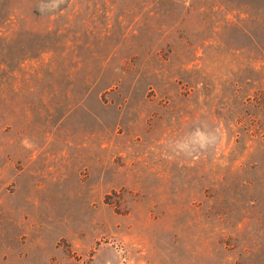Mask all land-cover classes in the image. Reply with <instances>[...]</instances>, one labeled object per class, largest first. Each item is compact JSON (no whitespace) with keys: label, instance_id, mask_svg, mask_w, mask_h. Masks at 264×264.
Segmentation results:
<instances>
[{"label":"rangeland","instance_id":"rangeland-1","mask_svg":"<svg viewBox=\"0 0 264 264\" xmlns=\"http://www.w3.org/2000/svg\"><path fill=\"white\" fill-rule=\"evenodd\" d=\"M232 1L226 14L206 13L208 38L189 71L174 60L185 54L157 59L190 31L167 18L149 34L124 2H85L79 27L47 38L49 51L34 49L46 40L38 32L16 39L33 56L14 71L29 93L0 101V264H264V222L242 218L238 202L210 204V183L229 180L230 162L260 159L252 140L234 141L230 129L245 124L229 106L245 70L242 3L260 4ZM122 62L129 74L113 93L83 94L85 67L117 77ZM190 76L185 96L176 78Z\"/></svg>","mask_w":264,"mask_h":264},{"label":"trees","instance_id":"trees-1","mask_svg":"<svg viewBox=\"0 0 264 264\" xmlns=\"http://www.w3.org/2000/svg\"><path fill=\"white\" fill-rule=\"evenodd\" d=\"M51 0H0V101L11 102L12 98L24 93H29V89L17 86L15 81L14 71L19 69L20 64L33 56V45H16L15 41L19 37H26L33 33H39L46 40L41 44L34 45L37 53L49 51L52 46L47 38L54 35H61L64 31H68L70 27L76 26V19L79 18L81 7L85 2L95 0H62L56 7L47 9L50 6H45ZM115 3H128L136 7L135 23L138 19H146L148 24L146 32L155 34L162 31L160 25L153 26V22L157 23L169 18L172 25L168 28H176L181 26L189 35L185 37L181 44V49H178V43L169 48L168 57L158 58L159 41L152 42L149 47L150 55L158 58L160 63H169V59L175 56L185 54L186 59H175L178 67L183 66L184 71H189L186 65L193 59H198L196 55L197 49L202 47L207 41L208 36L203 32L209 29L207 23L210 21L212 14L229 12L226 5L233 3L232 0H214L218 3L217 10L210 9L216 5L212 2L211 7L206 6L203 9L200 5L196 7L202 0H113ZM205 1V0H204ZM260 7L253 11L251 9L252 2L244 1L242 3V15L240 21V30L244 38L243 52L245 53L244 76L240 81V85L232 86L229 97L232 100H237L235 105H229L231 112L240 114L241 123L245 124L243 131L232 130L234 141H240L242 138L252 140L255 145V150L260 154V159L251 162H242L237 165L229 163L226 177L229 180L210 183L212 196L210 204L222 205L225 202L228 204H236L238 202L240 210L243 214L242 218L249 222H255L261 226L264 222V0H259ZM223 8H220V6ZM169 6V7H168ZM206 13L209 16H206ZM191 16L200 17L201 23L194 27L185 24L184 22ZM124 17V15H123ZM60 19L63 22L57 25L56 22ZM119 20L118 27V42H121L126 37L123 32V26ZM159 24V23H158ZM201 26V27H200ZM226 26V25H225ZM37 27V28H36ZM134 30H137L134 29ZM210 30V29H209ZM78 35V34H77ZM75 35V36H77ZM191 37H198L196 42L190 41ZM189 38V39H188ZM176 47V48H175ZM76 48V46H75ZM178 53V55H177ZM182 58V57H181ZM123 67L119 76L107 75L102 69L92 72L89 67L84 68L85 77L92 78L91 81H86L87 85L83 94H87L92 87L94 93L98 97H103L114 92L116 84L125 78L129 72L127 65L122 62ZM128 73V74H127ZM71 75V74H69ZM171 77V76H169ZM193 77H177L182 83V95H188L192 91ZM175 79V78H174ZM120 83V82H119ZM233 109V110H232ZM237 110V111H236ZM239 121L237 117L234 118ZM233 124V123H232ZM241 193L242 198L237 199L232 197ZM253 210V211H251ZM261 232L264 227L261 226Z\"/></svg>","mask_w":264,"mask_h":264}]
</instances>
